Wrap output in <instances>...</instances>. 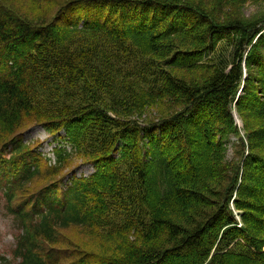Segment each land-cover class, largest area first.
I'll return each mask as SVG.
<instances>
[{"label":"trees","instance_id":"trees-1","mask_svg":"<svg viewBox=\"0 0 264 264\" xmlns=\"http://www.w3.org/2000/svg\"><path fill=\"white\" fill-rule=\"evenodd\" d=\"M49 11L0 0V191L19 230L0 264H264V13ZM35 126L49 153L25 141ZM77 229L107 252L72 242Z\"/></svg>","mask_w":264,"mask_h":264},{"label":"rangeland","instance_id":"rangeland-1","mask_svg":"<svg viewBox=\"0 0 264 264\" xmlns=\"http://www.w3.org/2000/svg\"><path fill=\"white\" fill-rule=\"evenodd\" d=\"M69 0H48V1H38L37 3H30L28 0H16L18 7L22 8L24 14L30 19H38L44 14H47V9H50L49 13L57 10L60 6H62L65 2ZM187 1V0H185ZM194 2H200L201 0H190ZM206 3H210L212 6L216 8L218 14L225 19L227 17L233 16H241L243 19H249L253 15L257 14V12L264 13V7L262 3L252 2L249 1L244 5L238 3H226L221 2L220 0H202ZM179 76L185 75L184 72H177ZM194 76L200 77L198 72L193 73ZM235 110V109H234ZM154 116L153 112H146L143 118H150ZM237 122L240 126L243 125L242 120L240 117L237 116ZM40 140L43 142V146L39 149L44 153H49L52 149L50 144V138L48 132L42 126H35L31 128L25 134V141L26 142H34ZM232 151L230 149V155ZM94 171L93 165H80L79 168L76 169V173L78 176H85L89 175ZM0 255H5L9 259H13V250L16 243V235L18 234L19 230L15 225L13 218L8 214L7 205L5 199L2 197V192L0 191ZM81 229L77 230H69L65 231L68 235V238L72 242L80 243L82 246L86 247L89 250L97 251L100 253L107 252V249L101 248L97 244V239H91V237L85 233L81 232ZM84 242V243H82ZM61 245V244H60Z\"/></svg>","mask_w":264,"mask_h":264},{"label":"water","instance_id":"water-1","mask_svg":"<svg viewBox=\"0 0 264 264\" xmlns=\"http://www.w3.org/2000/svg\"><path fill=\"white\" fill-rule=\"evenodd\" d=\"M236 118H237V114H235Z\"/></svg>","mask_w":264,"mask_h":264}]
</instances>
